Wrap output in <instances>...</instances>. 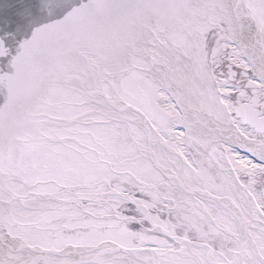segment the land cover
Here are the masks:
<instances>
[{
  "label": "snow or ice",
  "instance_id": "snow-or-ice-1",
  "mask_svg": "<svg viewBox=\"0 0 264 264\" xmlns=\"http://www.w3.org/2000/svg\"><path fill=\"white\" fill-rule=\"evenodd\" d=\"M0 264H264V0H0Z\"/></svg>",
  "mask_w": 264,
  "mask_h": 264
}]
</instances>
